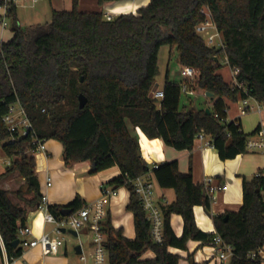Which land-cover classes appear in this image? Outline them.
Listing matches in <instances>:
<instances>
[{
	"label": "trees",
	"instance_id": "16d2710c",
	"mask_svg": "<svg viewBox=\"0 0 264 264\" xmlns=\"http://www.w3.org/2000/svg\"><path fill=\"white\" fill-rule=\"evenodd\" d=\"M117 1L121 0H98L100 10L82 11L79 0H72L71 9H52L50 22L30 26L21 25L12 3L8 16L13 36L0 47V145L11 161L0 173V182L19 173L25 185L13 193L30 205L37 206L42 198L34 138L31 133L11 132L3 120L10 106L19 103L37 138L63 144L66 165L90 161L91 174L119 167L120 173L105 185L129 192L126 209L133 214L136 234L127 238L111 219L105 221L110 264H179L180 255L170 247L188 249L189 240L212 243L216 234L233 247L229 264H262V257L251 253L264 246V176L244 177L240 209L212 215L215 232H206L197 224L194 207L203 205L211 215L207 187L196 183L190 170L180 171L176 159L151 168L142 155L137 128L178 150H191L200 133L209 135L223 160L247 152L250 134L239 119L225 122L226 99L250 96L264 102V0H150L136 13L106 19L104 5ZM206 7L222 33L224 48L208 45L196 31L207 17ZM163 45L176 48L182 66L198 69L195 88L216 97L210 113L181 108L180 83L168 72L161 87L164 96L152 95ZM222 56L239 70L237 81L247 92L219 72ZM80 94L87 99L83 108ZM150 170L160 187L175 192V199L164 207L162 243L152 239L133 183ZM10 193L0 186V235L13 259L23 253L13 242L19 238V227L26 225L27 209ZM86 204L77 195L66 205L49 204V209L59 218L63 208L75 212ZM173 213L183 218L181 236L171 224ZM148 250L154 258L142 259ZM188 260L205 264L195 261L193 254Z\"/></svg>",
	"mask_w": 264,
	"mask_h": 264
},
{
	"label": "crops",
	"instance_id": "0c3cea01",
	"mask_svg": "<svg viewBox=\"0 0 264 264\" xmlns=\"http://www.w3.org/2000/svg\"><path fill=\"white\" fill-rule=\"evenodd\" d=\"M51 2L52 15V9H69L72 0H51ZM149 2L150 0L109 2L104 5V11L105 13L111 14L112 17L122 13H136L140 7L146 6ZM78 7L82 11H98L101 9L98 0H79ZM1 17L2 13H0V19ZM21 25H23L22 22ZM12 36L13 31L7 29V27H3L0 21V47L3 42L10 40ZM220 63L222 67L219 72L222 73L224 79L227 82L235 83L234 69L228 64L226 57H220ZM168 74L171 80L177 81L172 79L169 71ZM181 81L179 82L181 83ZM158 87L161 88L162 86L159 85ZM196 93H203L207 97L209 100L208 103L210 102L208 108L211 110L216 97L207 96L205 91L199 89H196ZM226 103L228 109L225 122L239 119L243 130L250 134V136L256 135L258 126L260 128L264 127V102L261 103L253 97H248L246 104L243 103L242 98H239L237 101L226 99ZM193 105L194 100L191 96H188L180 103L181 108H193ZM245 107L247 109L242 113ZM137 130L141 151L144 156L145 154H149L146 161L151 168L155 164L176 159L179 162L180 171L187 172L190 170L193 175V180L196 183H204L205 179L210 177L213 179V185H225V188L217 192L216 199L211 206V215L205 210L203 205H196L194 207L197 224L206 232H215L212 215L222 214L227 211H238L240 209L243 202V178H252L255 174L264 170V147L249 149L247 152L239 154L234 158L223 160L220 158L218 150L213 146L209 135L203 134L202 137H197L191 150H178L167 146L161 138L151 139L140 128H137ZM254 131L255 133L253 134ZM0 149L2 150L1 145ZM62 153L63 144L59 140L49 139L46 140V151L36 154V171L40 181V191L42 195L47 196L49 204L66 205L77 195H80L87 204L91 203L100 197L101 185L120 173L119 167L113 166L91 174L92 163L90 161H81L73 165H66L62 158ZM10 161L11 158L7 156V159H5L6 164L4 166L0 165V173L6 170ZM49 175L52 177V185L47 186L46 179ZM152 175L154 177L153 172ZM24 185L25 179L19 173H14L0 182L2 188L11 191L10 196L12 200L27 209L26 225L32 228V236L39 237L45 232L52 233L54 224L44 222V217L38 213L37 206L26 203L13 193V191ZM155 185L156 190L158 187L157 195L161 202L166 203L165 206L175 199L173 189L160 187L156 180ZM111 187L114 188L113 186ZM116 190L117 195L112 196L107 203L108 213L106 220L108 218L111 219L115 228H122L124 235L127 238L133 239L136 234L134 218L132 212L126 209L129 192L123 187L117 188ZM25 196L31 198L32 194L27 193ZM171 224L176 235L181 236L183 232L182 216L173 213L171 215ZM79 233L86 236V240L78 244L81 246V252H78L76 249L77 245L74 249H70L63 238L64 245L57 254L45 253L40 246H35L24 249L21 256L11 260L0 235V264H3L6 260L12 261L13 264H93L91 239L86 231H79L78 235ZM212 245L213 243L189 240L188 249L170 247V251L179 253L180 257L181 255L183 257L185 254H193L195 261L210 264L211 258L215 257V250ZM171 248L175 249L171 250ZM188 255L186 256L187 260ZM82 256L85 259H82ZM154 256V252L148 250L142 255V259H151ZM261 257L263 259L262 264H264V246ZM183 264H189V260ZM215 264H218L217 260Z\"/></svg>",
	"mask_w": 264,
	"mask_h": 264
},
{
	"label": "built area",
	"instance_id": "2783aa9c",
	"mask_svg": "<svg viewBox=\"0 0 264 264\" xmlns=\"http://www.w3.org/2000/svg\"><path fill=\"white\" fill-rule=\"evenodd\" d=\"M15 0H4V13L0 19L3 27H7L8 23L5 20V16L8 15L12 3ZM203 12L207 14L204 21L200 22L196 26V31L205 39L208 45L224 48L225 43L222 33L217 27V24L212 19L210 10L206 7ZM105 16V15H104ZM112 15H107L106 19H112ZM233 74L235 76V83L239 84L236 78L238 73L237 68H233ZM181 74L186 77V80L180 83L181 93H185L189 96L196 94V80L199 74L198 69L193 66H182ZM244 91L247 89L242 84ZM154 95L158 98L164 96V91L161 88H157ZM250 97V96H248ZM248 97H243L244 104L248 102ZM15 103L10 106L8 112L3 117L4 122L7 124L9 130L13 133H17L18 136H24L31 133L33 136V142L36 144L35 153L46 151V140L37 138L35 128L28 118L26 111L22 105L19 104V108H16ZM247 107L243 108L244 113ZM218 116V114H216ZM203 133H200L198 137H202ZM256 136V137H255ZM255 136H250L247 140V149H255L264 147V127L258 129ZM143 155V153H142ZM146 156V157H145ZM143 155L146 160L149 154ZM155 164L154 167H157ZM258 174L264 176V170ZM155 177H153L151 170L137 177L134 180L135 191L139 196L141 205L146 212V217L151 225L152 239L157 243L164 241V207L166 203L160 201L156 193ZM47 186L52 185V177L49 175L46 179ZM208 190V195L211 201L216 199L218 190L225 188V185L216 186L213 185V179L208 177L204 181ZM117 195V190L109 185H101V195L95 201L86 204L81 209L70 213L69 215H61L57 218L49 209V203L46 195H42L40 202L37 204L38 213L44 217V222L53 223L54 230L52 233L45 232L39 237L32 236V228L29 225L20 226L18 229V236L20 239L19 245L23 250L35 246H40L45 253L57 254L60 252L61 247L64 245V240L60 236L62 228L66 230L72 229L76 231H86L92 242V258L93 264H110L109 251L106 246L107 233L105 232V221L108 213L107 203L112 196ZM212 243L215 246L216 257L220 260V264H229L232 256L234 255L233 247L231 244L226 243L219 234H216ZM262 248L258 251L251 253L252 257L261 256ZM85 259L84 256L81 257ZM11 260V259H10ZM6 260L3 264H13L12 261Z\"/></svg>",
	"mask_w": 264,
	"mask_h": 264
},
{
	"label": "rangeland",
	"instance_id": "374dc122",
	"mask_svg": "<svg viewBox=\"0 0 264 264\" xmlns=\"http://www.w3.org/2000/svg\"><path fill=\"white\" fill-rule=\"evenodd\" d=\"M36 1V2H34ZM17 5V16L19 21L22 22L23 26H30L33 23H46L47 21H50L52 18L51 15V0H15ZM62 3V1H61ZM60 4V3H59ZM72 3L69 5V9L72 8ZM105 12V11H104ZM0 13H4V6H0ZM105 18H107L108 13H105ZM111 15V14H109ZM2 18V17H1ZM5 20L7 21V29L12 30V17L11 16H5ZM20 22V23H21ZM172 50V52H171ZM159 73L156 77L157 83L162 86L166 77L167 72H170V75L172 79L177 80L178 82L185 81L186 77H184L181 74V64L179 62V53L176 50V48H171L170 45H163L160 48L159 51ZM180 83V82H179ZM198 94V93H196ZM191 96L194 100L193 109H207L208 106H210V102L208 103L207 97L203 93H199L198 95ZM189 95H186L185 93H182L181 96V102H183ZM16 108H19V104L16 105ZM37 153H35L36 156ZM5 159H7V156L4 154V152L0 149V165L4 166ZM158 190V187H157ZM156 190V193H157ZM61 237L65 239L67 246L70 247V249H74L76 245L83 243L86 240V236L82 233H79V235H74L69 231V228L61 233ZM213 249L215 250V246L212 245ZM211 248V247H209ZM175 248H171V250H174ZM176 253V252H175ZM179 254V253H177ZM188 254H185L183 257L181 255L179 259V264H183L185 261L188 262L186 259V256ZM90 259V257H88ZM217 260V263L220 264V260L216 257V250H215V257L211 258L210 264H215Z\"/></svg>",
	"mask_w": 264,
	"mask_h": 264
},
{
	"label": "water",
	"instance_id": "95a60500",
	"mask_svg": "<svg viewBox=\"0 0 264 264\" xmlns=\"http://www.w3.org/2000/svg\"><path fill=\"white\" fill-rule=\"evenodd\" d=\"M158 86H159L158 83L154 86L153 91H152V95L154 94V92L156 91V89L158 88ZM206 94H207V96H210V97H213L214 96V94L212 92H209V91L206 92ZM79 102H80V107L83 108L85 106L86 102H87V99H86V97L83 94H80L79 95ZM206 111L208 113L211 112L210 108H207ZM71 212H72V210L70 208H63L61 210V214L64 215V216L69 215ZM61 231L62 232H65L66 229L65 228H62ZM69 231L71 233H73L74 235H78V231H76V230L69 229ZM19 242H20V239L19 238L16 239L13 242L14 246H18L19 245ZM76 249L78 250V252H81V246L80 245H77Z\"/></svg>",
	"mask_w": 264,
	"mask_h": 264
}]
</instances>
